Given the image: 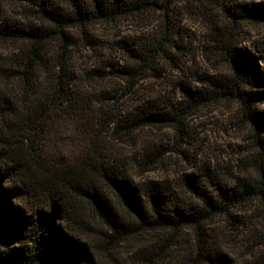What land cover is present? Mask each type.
Instances as JSON below:
<instances>
[{"label": "trees", "instance_id": "1", "mask_svg": "<svg viewBox=\"0 0 264 264\" xmlns=\"http://www.w3.org/2000/svg\"><path fill=\"white\" fill-rule=\"evenodd\" d=\"M15 1L33 21L10 20L0 8V41L26 45L21 69L0 67V264H93L95 244L82 241L81 236L95 234L85 210L106 227L105 232L95 234L98 243H118L153 230H168L174 239L189 227L204 247V227L212 216L230 215V208L252 200L264 208V110L258 108L264 102V54L243 46L246 38L241 36L243 23H264V1L199 0L220 13L219 20H210V40L213 52L224 56L229 74L207 75L205 91L182 84L186 107L221 98L237 101L253 129L258 151L251 164L254 177L240 178L234 186L210 173L207 179L183 175V184L200 200L198 205L168 184L135 186L121 162L100 151L64 161L47 149L55 123L79 106L75 75L64 58L76 43L74 31L88 40L87 27L96 21L156 15L157 36L150 43L125 47L130 64L110 71L128 81V92H134L144 73L155 69L157 60L175 63L177 53L185 55L182 31L174 21L180 0ZM51 40L58 42L63 58L56 72L44 76L40 69ZM185 110L146 98L125 118H117L115 126L121 132L144 126H181ZM108 191L134 221L117 213ZM156 259L145 257L143 261L155 264Z\"/></svg>", "mask_w": 264, "mask_h": 264}, {"label": "rangeland", "instance_id": "2", "mask_svg": "<svg viewBox=\"0 0 264 264\" xmlns=\"http://www.w3.org/2000/svg\"><path fill=\"white\" fill-rule=\"evenodd\" d=\"M0 1L2 14L10 20L24 24L33 21L26 8L15 0ZM219 18L213 5L199 0L178 1L174 21L182 31L185 55L177 53L176 65L168 59L157 60L155 69L144 73L134 92H128V81L110 71L130 64L125 47L150 43L157 36L156 15L143 13L96 21L87 27L88 40L74 31L76 43L68 48L64 58L75 75L79 106L55 123L48 134V151L64 161L100 151L121 162L135 186L168 184L196 205L200 200L183 184L185 174L207 179L206 174L210 173L229 186L240 178L254 177L251 164L258 147L239 103L221 98L187 108L182 89L185 84L205 91L207 75L229 74L224 56L213 52L211 46L210 20ZM241 36L246 38L243 46L264 54V23H243ZM25 46L18 41H0V67L21 69ZM62 58L58 42L51 40L40 74L56 72ZM146 98L184 107L181 126L154 125L121 132L115 126L117 118H125ZM258 108L264 110V102ZM261 135L264 138V132ZM107 194L117 213L126 221H134L114 193ZM85 212L95 234L106 231L90 211ZM204 229V247L189 227L174 239L168 230L140 231L118 243L99 242L100 246L97 235L81 236L82 241L95 244L93 264H144L145 257L157 256L155 264H264V208L259 201L232 207L230 215L212 216Z\"/></svg>", "mask_w": 264, "mask_h": 264}]
</instances>
